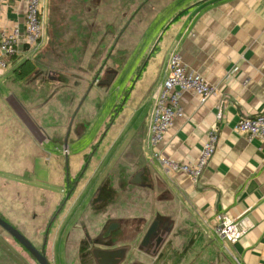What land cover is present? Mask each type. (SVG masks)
Instances as JSON below:
<instances>
[{
    "label": "crops",
    "instance_id": "crops-1",
    "mask_svg": "<svg viewBox=\"0 0 264 264\" xmlns=\"http://www.w3.org/2000/svg\"><path fill=\"white\" fill-rule=\"evenodd\" d=\"M183 1L184 10L166 21L164 38L135 80L131 129L125 143L128 141V147L138 141L140 170L152 185H147L148 189L156 195L166 194L192 215L214 244L218 241L216 246L226 250L222 253L231 264H264V141H249L236 129L242 118L264 114V0L179 3ZM0 2V31L22 28L24 0ZM47 3L52 8V0H42V18ZM84 5L85 0H64L62 9L75 12ZM43 25L45 30L44 18ZM174 54L204 76L216 93L202 104L196 93L183 92L182 115L162 142L153 146L149 142L153 106L169 76V60ZM18 59L13 60L12 72L0 73V210L10 220L35 224L40 207L46 209L36 220H48L65 196V168L69 165L74 176L81 171L84 159L75 158L72 166L71 149L69 156L58 153V146L69 148L71 135L66 133L69 128L64 132L68 127L66 114L60 115L58 110L59 77L39 72L21 74L28 59ZM86 83L84 99L91 90L89 75ZM220 108L223 117L218 122ZM216 125L220 128L218 148L200 180L167 172L153 159L156 152L181 163L197 159L207 133ZM86 184L79 191L77 188L79 200ZM69 212V208L64 211L57 225L61 226ZM220 214L242 220L247 231L239 242L226 243L217 236L214 226Z\"/></svg>",
    "mask_w": 264,
    "mask_h": 264
},
{
    "label": "rangeland",
    "instance_id": "rangeland-1",
    "mask_svg": "<svg viewBox=\"0 0 264 264\" xmlns=\"http://www.w3.org/2000/svg\"><path fill=\"white\" fill-rule=\"evenodd\" d=\"M179 2L85 0L83 9L66 12L62 9L64 0H52V8L49 9L47 3L43 11L45 30L40 50L25 62L21 74L39 72L59 77L58 110L60 115L66 114L68 127L64 132L69 128L67 136L71 134L67 148L68 156L71 149V165H75V158L83 160L87 154L96 151L78 186L79 191L87 182L85 192L79 200L81 193L75 191L67 208L76 201H88L92 187H104L102 198L105 202L121 200L128 212L138 209L140 239L158 212L172 216L174 229L154 264H231L224 255L226 250L220 248L221 251L216 246L218 241L214 244L192 215L172 203L166 194L156 195L148 189L144 172L141 185L131 183L141 171L138 141L135 139L128 147V141L125 143L131 129L132 89L164 38L166 21L184 10V1ZM87 75L91 90L84 99L82 96L88 92ZM72 89L77 93L71 92ZM65 149L64 145L58 146V153L66 156ZM49 198L53 201L55 196ZM39 203L40 199L36 204ZM0 213L8 218L2 210ZM82 226L84 224L80 223L78 234L81 236ZM3 247L1 239L0 249ZM75 255L70 252L72 258ZM3 256L0 250V257Z\"/></svg>",
    "mask_w": 264,
    "mask_h": 264
},
{
    "label": "flooded vegetation",
    "instance_id": "flooded-vegetation-1",
    "mask_svg": "<svg viewBox=\"0 0 264 264\" xmlns=\"http://www.w3.org/2000/svg\"><path fill=\"white\" fill-rule=\"evenodd\" d=\"M95 155L96 151L85 156L84 166L77 176L71 175L69 165L65 168L67 190L48 220H36L44 215L45 207H40L36 212L35 224L18 223L1 213L0 218L24 236L48 264H100L96 257L97 251L107 253L109 257L113 255L110 260L112 264H154L174 229L172 216L158 212L140 239L138 209H131L128 212L121 200L105 202L102 198L104 187L94 186L88 201L72 203L64 222L61 226L57 225V220L68 209L69 202L74 199L75 191ZM89 180L93 181L92 178ZM148 186L152 187L150 184ZM156 220L159 222L157 233L145 246L144 238ZM80 223L84 224L83 236L78 234ZM112 226L116 229L108 233ZM1 239L4 241V247L0 249L4 253V256L0 257L3 264H41L26 245L0 226ZM120 250H123L124 256H121V253L115 255ZM70 252L76 254L74 258L70 256Z\"/></svg>",
    "mask_w": 264,
    "mask_h": 264
},
{
    "label": "built area",
    "instance_id": "built-area-1",
    "mask_svg": "<svg viewBox=\"0 0 264 264\" xmlns=\"http://www.w3.org/2000/svg\"><path fill=\"white\" fill-rule=\"evenodd\" d=\"M25 21L23 27L6 28L0 31V73L7 72L14 66L16 58L31 59L40 49L44 37L42 18V0H24ZM1 5V2H0ZM183 92H194L206 103L215 93L216 88L201 74L186 66L179 54L169 60V76L160 88L153 106L149 129V142L153 146L164 139L165 133L173 126L177 117L183 113L180 104ZM223 108L217 113L218 122L222 120ZM237 131L252 141H264V114L242 118ZM220 128L214 126L207 133L199 157L189 163H181L161 152L154 153L156 160L167 172L182 173L193 181H198L212 161L219 142ZM68 155V149L64 150ZM214 231L226 243L235 244L246 234L242 220L237 221L226 215L216 216Z\"/></svg>",
    "mask_w": 264,
    "mask_h": 264
},
{
    "label": "water",
    "instance_id": "water-1",
    "mask_svg": "<svg viewBox=\"0 0 264 264\" xmlns=\"http://www.w3.org/2000/svg\"><path fill=\"white\" fill-rule=\"evenodd\" d=\"M112 79H109V81L111 82ZM69 136V133H68ZM142 174L143 171L138 172L135 177L132 179L131 183L134 185H141L143 183V178H142ZM158 224L159 222L156 220L152 226L150 227L149 231L147 232L144 241H143V245H147L149 243V241L152 239V237L157 233V229H158ZM0 226L2 228H4L5 230L9 231L19 242H21L22 244L26 245V247L34 254V256L37 257V259L39 260V262L41 264H48V262L46 261V259L44 257H41L39 255V253H37V251L34 249V247L30 244L29 241L26 240V238L24 236H22L18 231H16L14 228H12L7 222H5L2 218H0ZM116 227L112 226L108 233L112 232L113 230H115ZM121 253V256H124V252L123 250L117 252L115 255H119ZM96 257L100 260V264H112L111 263V259L113 258V255H109L107 253L101 252V251H97L96 252Z\"/></svg>",
    "mask_w": 264,
    "mask_h": 264
}]
</instances>
